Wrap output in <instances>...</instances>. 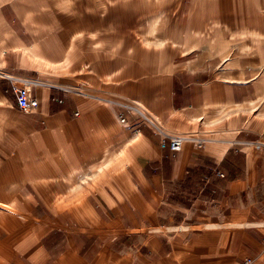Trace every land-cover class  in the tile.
<instances>
[{
    "label": "crops",
    "instance_id": "1",
    "mask_svg": "<svg viewBox=\"0 0 264 264\" xmlns=\"http://www.w3.org/2000/svg\"><path fill=\"white\" fill-rule=\"evenodd\" d=\"M141 1L103 38L0 0V74L38 84L25 112L0 77V264H264V0H173L168 38Z\"/></svg>",
    "mask_w": 264,
    "mask_h": 264
},
{
    "label": "rangeland",
    "instance_id": "2",
    "mask_svg": "<svg viewBox=\"0 0 264 264\" xmlns=\"http://www.w3.org/2000/svg\"><path fill=\"white\" fill-rule=\"evenodd\" d=\"M31 1H41V0H31ZM110 0H64V21L68 20L66 24H64L65 31L68 33L74 32L75 34L78 32V30H81L83 28L86 29V31L90 32L94 28L101 31L103 38H108V34L110 33H123L125 30L124 28H130V25L128 21V17H132V27L134 31L140 32L141 26L138 23L136 17L140 18L142 14L141 12V0H131L133 1L132 5H128L125 3V0H117L120 2L116 5L115 8L111 9H105V7L110 6V3H107ZM130 1V0H126ZM104 3L103 6H105L102 11H100L99 8H96L95 6H98V4ZM173 0H161L156 2V0H148V5L143 3V8H148L149 11V27L148 32L149 34H156L157 26L156 24L153 25V22H156V15L157 12L164 10V12L167 14L164 22V32L163 34L166 36V38L171 37L174 27H173V21H172V14H171V8ZM165 7V8H163ZM100 12V13H99ZM104 13H108L109 19L108 20H100V16H102ZM113 13V14H112ZM114 18H117V23L114 22ZM127 23V24H126ZM95 26V27H94ZM160 27V25H159ZM144 29V26H142ZM137 29V30H135ZM106 34V35H103ZM65 40V39H64ZM172 41V38H170ZM168 42V41H166ZM65 46V42H64ZM76 46V43H75ZM156 44H153L152 41L149 40V47L155 48ZM76 50V47H75ZM151 60H153L155 57H150ZM67 60V59H66ZM155 64V63H154Z\"/></svg>",
    "mask_w": 264,
    "mask_h": 264
},
{
    "label": "built area",
    "instance_id": "3",
    "mask_svg": "<svg viewBox=\"0 0 264 264\" xmlns=\"http://www.w3.org/2000/svg\"><path fill=\"white\" fill-rule=\"evenodd\" d=\"M0 77L9 81L11 84L18 109L28 112L34 110L38 106V100L32 95V89L35 85H38L36 82L28 79H16L5 74H0ZM123 107H125L129 113L139 114L143 121L152 127L154 134L158 136L160 148H167L172 157H174L176 153L180 151L182 144L185 141L194 142L197 147H201L204 143L202 139H198L193 135L168 134L153 118L148 116L142 109L137 107V105H124ZM119 120L120 122H124L125 117L120 115ZM255 146L260 148L264 145L262 143H255ZM216 174L221 177L223 176V174L220 172H217ZM247 263L248 262H245V264Z\"/></svg>",
    "mask_w": 264,
    "mask_h": 264
}]
</instances>
